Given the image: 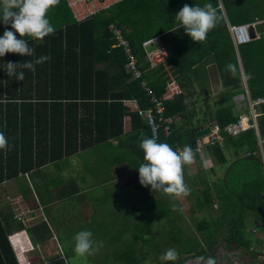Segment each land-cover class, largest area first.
<instances>
[{"label": "trees", "instance_id": "1", "mask_svg": "<svg viewBox=\"0 0 264 264\" xmlns=\"http://www.w3.org/2000/svg\"><path fill=\"white\" fill-rule=\"evenodd\" d=\"M222 2L232 24L245 23H237V18L229 13L230 0ZM205 3H211L218 9L220 20L208 34L206 42L200 44L193 42L183 28L179 29L175 16L185 4L203 6ZM49 17L56 29L54 35L36 44L31 37L25 38L29 47L34 49L32 57L12 53L0 57V132L5 134L11 146L7 153L0 151V183L55 160L57 155L53 153L56 151H59L58 156H62L82 148V144L76 147H70V144L77 141L84 123L96 131L106 127L107 134L103 139L118 138L124 134L123 117L127 113L130 116V143L139 144L135 140L137 134L140 143L142 133L151 138L143 117L124 104L125 100L134 99L139 108H145L150 102L138 81L130 79L125 71L126 59L121 49L114 47L111 41L110 24L123 28L141 70L146 72L158 95L164 93L167 82L179 86L180 93L165 102L166 114L177 119L172 135L165 137L160 134L158 143H167L173 150L190 145L195 151L197 126L217 122L224 127L242 114L236 107L235 98L245 93L243 71L228 20L218 0H124L81 22L74 20L65 0H60L51 9ZM252 21L254 19L251 18L246 22ZM156 36L161 37L169 53V61L153 70L142 45ZM260 45L263 47L258 49L260 54L254 59H249L246 52H242L244 47L252 52L251 48ZM244 47H239V54L250 95L252 98L264 97V31L257 40ZM41 54L50 59L43 65H35V71L17 67L18 73L24 72L23 81L7 75L6 63L22 65L26 61L34 62ZM229 63L237 69L234 77L225 71ZM98 64H103V67H98ZM211 81L215 86L217 83L221 86L212 103L206 96L199 95L206 90L207 95L211 94L207 86ZM34 93L38 96L36 99ZM83 98L89 99L86 103L90 105L95 104L91 103L92 100H98L93 108L94 117L87 118L86 113L82 118L79 113L75 100ZM198 106L200 113H195ZM100 109L107 111L105 119L96 115ZM258 109V131L264 140V103L259 104ZM223 131L224 141L215 142L208 150L213 159L226 168L220 181L212 182L209 176L210 172L216 171L217 164L206 169L196 153L197 176L207 174V177L203 181V190L191 191L190 209L196 212L194 222L187 224L176 200L169 196L162 198L150 190L151 197L140 199L144 204L146 202L145 207L139 206V202L132 204L133 210L129 211L132 214L127 213L123 220L128 238L122 240L114 234L113 246L96 264H139L137 248L142 250V262L148 261L149 255H155V263L151 264L162 262L159 253L168 249H175L178 256L174 262L166 261V264H183L188 260L207 264L210 257L215 264H231L238 256L243 263H255L261 254L251 252V248L260 241L254 240L249 225L259 222L261 225L258 227L264 230V163L260 153H248L259 151L257 130L251 127L238 136ZM228 147H232L236 154L230 163L225 152ZM140 150L139 155L143 154ZM143 157L144 154L139 163L134 160L135 172H139V166L145 162ZM188 167L190 165L184 168V180L190 187ZM136 186L144 188L140 183ZM14 220V214L3 217L0 213V264H20L9 238ZM120 235L124 234L120 231Z\"/></svg>", "mask_w": 264, "mask_h": 264}, {"label": "crops", "instance_id": "2", "mask_svg": "<svg viewBox=\"0 0 264 264\" xmlns=\"http://www.w3.org/2000/svg\"><path fill=\"white\" fill-rule=\"evenodd\" d=\"M219 5H222V10L226 18L228 19V15L222 0L219 1ZM255 21L264 20L258 19ZM255 21L245 23L252 25ZM7 27L9 28V30H11L10 25ZM4 31L5 25L0 22V37L3 36ZM252 31L257 37L254 40H257L260 37L258 24H256L255 27L252 28ZM15 34L17 37L19 36L18 33ZM34 43H41V40H34ZM39 53L40 51L38 52V54ZM238 55L239 62L241 63L240 54L238 53ZM41 56H44V54L39 55V57ZM44 63H42V65ZM101 65L103 64H98L97 66L103 67ZM242 76H245L244 72ZM244 95L245 93L242 94L243 100L245 97ZM34 97L35 99L36 97H38L36 96V93H34ZM87 98L91 99V97L88 96ZM87 101L85 98L75 100V102L77 103L78 111L79 113H81L82 118L86 116V113L88 114L87 118L95 116L93 108L96 106L98 100H92L91 103H95L94 105L87 104ZM124 104L125 106L127 105L129 108L136 110L134 103L132 104V107H130L125 101ZM105 112H107L105 109H100L99 111H97L96 115L98 116V118L105 119ZM86 122H88V120ZM123 123L124 134L120 135L118 138L111 136L108 140H106V138L103 139V136L107 134L106 127L99 128V131H96L95 129H92L90 124L84 123L82 126L83 130L81 132H78L77 141L74 144H72V141L70 144V147H76L82 144V148L78 147L77 151L62 156H58L59 151H56L55 153H53L54 155H57V158H55V160L47 162L40 168L29 171L26 174L21 173L18 178H12L6 180L3 183H0V202L5 203V206L0 205V213L1 215H3V217L8 216L9 214L15 215V220L11 225V233L9 238L13 247L14 244H18L20 246L19 248L22 249L21 251H19V248L14 247L20 264H35L33 261L37 259V256L34 258L31 255L35 250L34 246L37 248H40L44 245H50L51 247H53L54 245L58 246L59 240H70L67 234L74 233V231L78 233V231L82 230L83 228L88 229V226H90L88 222L90 221H101V219L97 217V214L106 213V216H113L110 211L112 208L111 206L108 213L103 210L97 209V207L99 206H105V208L109 206L107 202H104L103 204H99L96 207L97 203H100V199L98 197H96L97 200L95 199L96 201H94L95 205L90 203L89 205L85 206L84 204H81L80 201L83 198V194L87 193L89 189H93L94 184H99L106 187L110 185V178H112L115 180L114 184L117 187H121L122 181L126 183L127 179H130L128 177L127 169H130L133 166L134 159H132V155H130L129 152H137L140 140L139 144L134 143L132 145L130 143V116L127 113L123 117ZM119 144H121L122 146ZM115 145L121 146L125 152V155L124 153L122 154L120 169L117 168V164H112L110 161H108V159H110V153L106 150H103V146H106L107 149H110ZM139 153H141L140 147ZM81 160L84 162L81 168L70 174L74 171L72 166H74L76 162ZM106 166H110V177L109 173L105 169ZM190 167L188 168L190 169ZM59 171L60 173L62 172V176L65 174H70L67 178L70 183L69 186L71 185V188L70 190H68V192H63L62 180L57 186L55 185L58 177L57 172ZM138 174L139 172H135L133 169H130L131 178H136ZM50 179H55V181L53 182L52 187L49 189ZM86 179L88 180L89 184L86 183ZM130 183L132 182H127V184ZM81 184H83L82 188H80ZM57 190H59L60 192H58ZM114 190L115 189L112 190L113 193L111 192L110 195V198L112 199H114L116 197L115 195H117ZM84 198H87V196H84ZM51 200L56 201V204H50ZM7 201L9 202L8 204ZM66 201L71 204L72 217L71 219L61 223L60 220L62 217V212L58 210V206L59 204ZM53 205L55 206L51 208ZM18 207L21 208V212L15 214L14 210ZM76 211L77 214L76 217H74ZM53 218L59 219L55 226H53ZM16 220L21 223V226H18L19 224ZM20 258H22L23 260ZM56 261L57 257L53 259L52 262H54V264H60Z\"/></svg>", "mask_w": 264, "mask_h": 264}, {"label": "clouds", "instance_id": "3", "mask_svg": "<svg viewBox=\"0 0 264 264\" xmlns=\"http://www.w3.org/2000/svg\"><path fill=\"white\" fill-rule=\"evenodd\" d=\"M59 3L60 0H0V22L5 25L3 36L0 37V57H4L6 53L19 54L21 56L27 55L28 57H32L34 55V49L29 47L25 37H31L34 40L42 41L45 37L54 35L56 29L48 19V13ZM175 19L178 23L179 29L183 28L185 33L190 36L193 42L202 44L206 42L208 34L218 26L220 17L216 7H213L211 3H205L203 6H189L188 4H185L176 14ZM9 25L11 30H9L7 27ZM15 33H18L21 38L18 39ZM150 48L153 49L154 46H151ZM49 59V56H41L34 62L26 61L22 65H19V63L14 64L12 62H8L6 63L5 71L7 72L8 76H15L16 80L23 81L25 79L24 72L21 71L18 73V66L24 69L35 71V65L42 64ZM225 71L234 77L236 75L237 69L233 64L229 63L225 66ZM127 73L129 74L130 79L135 80L129 72ZM144 74L151 84L148 76H146V72ZM178 93H180L179 86L174 82H168L166 83V88H164V93H162L160 96H162L166 102L167 99ZM126 101L127 100H125V102ZM132 101L135 102L134 99ZM202 127H205V125ZM142 137L143 138L139 147L143 150V159L145 162L142 163L138 168L139 183L146 188L150 186L153 192H162L168 195L172 200H177L181 197H187L191 192V188L185 183L184 168L185 166L191 165L193 163L197 164V152H195L190 145H185L182 150H173V148L167 143H158L157 137L155 135H153L152 138H148L142 133ZM10 150L11 146L9 145L5 134L0 132V151L7 153ZM208 150L209 148L207 149V152ZM197 155L200 157V160H202L203 166L206 169L213 166L212 156L209 154V152L206 157L198 153ZM175 210L176 208L173 206V211ZM253 223L254 222H251L249 225L250 234L255 241H260V243H257L258 245H254V247L251 248V252L258 251L261 254L258 258L262 257L261 260L255 261L254 264H264V230L258 227L261 225L259 222ZM74 241V251L81 257L93 256L103 246L102 242L96 241L93 238V233L90 230H82L76 233L74 236ZM177 256L178 254L175 249H168L160 257V259L163 261L174 262L177 259ZM237 259L238 258L233 259L231 263L233 261H238ZM240 262L241 264H246L242 261ZM207 264H215V260L210 257L207 260Z\"/></svg>", "mask_w": 264, "mask_h": 264}, {"label": "rangeland", "instance_id": "4", "mask_svg": "<svg viewBox=\"0 0 264 264\" xmlns=\"http://www.w3.org/2000/svg\"><path fill=\"white\" fill-rule=\"evenodd\" d=\"M230 6L227 7L229 13L231 14V16H234L237 18V23L240 22H246L249 21L251 18L255 20H258L260 18H264V0H230ZM51 14V10L48 13V19L51 20V18L49 17V15ZM264 21H261L258 24V28L260 30V35L261 32L264 31ZM244 47V45H243ZM263 47V45L257 46V47H253L251 48L252 52H250V49H247L246 47H244L245 49H242V52H246V55L249 56V59H254L256 56H258L260 53L258 52V49L260 50V48ZM255 49V50H254ZM254 50V51H253ZM263 57H264V52L262 53ZM251 66H254L253 64L250 63ZM209 67V66H208ZM212 67H209V69H211ZM213 72H216L213 69ZM251 70H250V74H251ZM218 78V77H216ZM215 78V79H216ZM209 88V91L211 94L207 95V90L206 91H202L199 93V95L202 96H206V98L209 100V102H213V100H215L218 97V94L220 91V83H217L216 86L215 84L211 85H207ZM244 100L241 95L236 96L235 98V102H236V107L237 109L242 112V113H246L249 114L250 110L249 107L246 105L247 103V95H244ZM205 99V97H203ZM127 104L132 107V101L128 100L126 101ZM196 105H198V102L196 103ZM259 107V105L257 106V108ZM199 106L196 108L195 113H200L199 112ZM205 109V108H204ZM259 110V109H258ZM260 111V110H259ZM195 121V120H194ZM197 124V123H196ZM213 124V123H210ZM142 136H141V140H142ZM136 141H139V134H137V137L135 138ZM131 142V141H130ZM223 142V141H222ZM221 142V143H222ZM121 145V144H119ZM122 146V145H121ZM121 146L115 145L112 146L110 149H107L106 146H103V150H106L110 153L108 161H110L112 164H117V168L120 169V162H121V158H122V154L125 152L123 150V148ZM101 148V146H100ZM209 148L210 150V146L207 147V149ZM225 152L227 154V158H228V162H232L234 160L235 157V153H234V149L232 147H228L225 149ZM130 155H132V159L135 160V162L141 161V156H143V154L139 155V152H134L131 153L129 152ZM139 155V156H138ZM144 160V159H142ZM212 162L213 165L214 163L217 164V169L215 172H210L209 176H211L210 181H220L225 173V167L223 165H221L216 159H213L212 157ZM83 161H78L75 163L74 166H72V168L74 169L73 172H71L70 174L74 173L76 170L80 169L81 166L83 165ZM134 163V161H133ZM223 167V168H222ZM110 166L109 167H105L106 171L109 173V177L111 176V171H110ZM134 168V164L130 169ZM130 169L128 168V177L130 179H127V182H132L130 184H127V182H121V187H117L114 183L115 180L110 178V185L108 186H103V185H93V189H89L87 191V193L83 194V198L80 201L81 204L89 205L94 204L97 200L96 197H98L100 199V203H97L96 207L99 204H103L104 202H107L109 204V206H107V208H105V206H99L97 207L98 210H103L105 212H109L110 206L111 208V214H113V216H106L107 214H97V217H99L101 219V221L98 222H93L90 221L88 222L90 226H88V229L83 228L82 230H90L93 233V238L96 241L102 242V247L99 249V251L93 255V256H86V257H81L79 255H77L74 251V246H75V241H74V236L76 234V231H74V233H70L67 234L68 237L70 238V240H59V244L54 245L53 247L49 246H41L40 248H37L34 246V252H32V257H36L37 259L34 260L33 262L35 264H54L53 259H55L57 257V263L60 264H96V261H100L101 259H103V256L106 255L107 251L113 246L112 245V237L114 236V234H116V237H122V240L125 238H128L127 235V230H125V226L123 224V220L125 219V216L127 215V213H129V211L132 212L133 207L131 206L134 203L139 202V206L141 207H145L146 202L144 204V202H142L140 199L143 198L144 200H146L147 198L151 197L150 194V190L151 188L149 187H137L136 185L139 184V174L138 176H136V178L134 177H130ZM192 169V170H191ZM198 167L196 166V164H192L190 169L188 170V173L190 174V180L188 181V183L191 185V191H196V190H203V188L205 187L204 185V180L206 179L205 177H207V174H203L204 177L200 176L198 177ZM58 173V177H57V182L55 183V185L57 186L60 181L62 180V190L63 192H68V190H70L71 185L69 186V180H67V178L69 177L70 174H65L62 176V172ZM67 180V181H66ZM55 181V179H50L49 180V189L52 187L53 182ZM86 183L89 184L88 180L86 179ZM187 183V182H186ZM84 184V182H83ZM83 184L80 185V188H82ZM135 184V185H134ZM130 187V188H128ZM113 189L114 192L117 194L115 195L116 197L114 199L110 198L111 192L113 193ZM143 189V190H142ZM58 192H60L59 190H57ZM80 191V190H79ZM152 191V190H151ZM127 192H128V196H127ZM153 192V191H152ZM47 194V193H46ZM157 195L160 197H168V195L162 193V192H157ZM84 196H87V198H84ZM128 197V198H127ZM77 198V197H76ZM193 198V194L192 192H190V194L187 197H181L179 199H177L176 201L179 203V206L181 208V210L183 211L184 215V220L187 222V224H192L194 221V217L196 216V212L192 211L190 209L191 205H192V200ZM96 199V200H95ZM84 200V202H83ZM78 202V200H77ZM133 202V203H132ZM9 202L7 201V204ZM50 204H56V201L51 200ZM1 206H5V203L0 202ZM55 205H53L51 208H53ZM71 204L66 201L63 202L61 204H59L58 206V210L62 212V217L60 222H64L66 220L71 219L72 214H71ZM21 212V208H15L14 213H20ZM70 212V213H69ZM138 212V211H136ZM135 212V213H136ZM77 211L74 214V217H76ZM132 213H129L128 215H131ZM58 218H53L52 222H53V226H55L58 222ZM17 221V220H16ZM18 222V226H21V223L19 221ZM101 222V223H100ZM52 224V223H50ZM19 228V227H18ZM253 229V228H251ZM80 230V231H82ZM78 231V232H80ZM115 231V233H114ZM120 231L122 234H124L123 236L120 235ZM14 241V240H12ZM264 243V242H263ZM14 247L19 248L20 246L18 244H14ZM19 251H21L22 249L19 248ZM137 252V257L139 258V264H151L152 262L155 263V261H153L155 255H152L150 257V255L148 256L149 260L142 262L141 258V252L142 250L140 248L136 249ZM166 252V250H163L161 253H159V256L161 257L164 253ZM222 252V250H221ZM57 253V254H56ZM220 253V251H219ZM22 257V256H21ZM238 261H241V259L238 257ZM22 259V258H20ZM243 259H246L245 257ZM262 257L257 258L256 261L261 260ZM23 260V259H22ZM55 261V260H54ZM64 262V263H63ZM247 264H249L248 262H246ZM263 263H264V259H263ZM157 264H166V261L162 262H158ZM183 264H195L194 261L188 260L185 261Z\"/></svg>", "mask_w": 264, "mask_h": 264}, {"label": "built area", "instance_id": "5", "mask_svg": "<svg viewBox=\"0 0 264 264\" xmlns=\"http://www.w3.org/2000/svg\"><path fill=\"white\" fill-rule=\"evenodd\" d=\"M122 1L124 0H65L77 22L85 21L96 13L105 11ZM260 22L261 21H255L253 24L256 25ZM249 25L250 24L248 23L232 24L228 21V28L237 51L239 50V47L249 44L254 40ZM109 28L112 32L111 41L114 47L121 49L125 56L126 62L124 66L126 71L129 72L135 80L139 81L140 86L149 97L150 104L148 107L139 108L137 103L134 101L133 103L135 104L136 111L144 118L150 131L151 138L153 135L157 138L160 134L165 137L172 135L176 120L172 116L166 114L165 99L156 93V90L149 83L145 74L140 69L138 57L134 52L130 40L125 36L123 28L114 24H111ZM151 46H154V48H150ZM143 48L152 69L158 68L168 61V53L160 36L145 41L143 43ZM243 86L245 89V95H247L248 99L246 105L249 107L250 113H242L239 118L230 121L224 127L217 122L206 124L205 126H209L210 130L206 132V134L197 137L195 152L206 157L208 154L207 147L209 145L224 140L225 134L223 130H225L228 135L238 136L241 132L253 126L257 130L259 151H254L252 154L248 153V155H258L257 153H260L264 163V140L261 139L259 135L257 123L260 116L257 106L264 103V97H251L245 76H243ZM177 150H182V148L178 147ZM231 264H241V262L233 261Z\"/></svg>", "mask_w": 264, "mask_h": 264}, {"label": "water", "instance_id": "6", "mask_svg": "<svg viewBox=\"0 0 264 264\" xmlns=\"http://www.w3.org/2000/svg\"><path fill=\"white\" fill-rule=\"evenodd\" d=\"M221 4V3H220ZM220 7L222 8V5H220ZM240 66L242 68V71L244 72L243 70V65L240 63ZM245 74V73H244ZM210 130V127L209 126H205V127H196V130H195V136L198 137V136H202L204 134H206V132H208Z\"/></svg>", "mask_w": 264, "mask_h": 264}, {"label": "bare ground", "instance_id": "7", "mask_svg": "<svg viewBox=\"0 0 264 264\" xmlns=\"http://www.w3.org/2000/svg\"><path fill=\"white\" fill-rule=\"evenodd\" d=\"M254 27H255L254 24L249 25V29H250L251 31H252V28H254ZM252 36H253V39H256V38H257L253 31H252Z\"/></svg>", "mask_w": 264, "mask_h": 264}]
</instances>
